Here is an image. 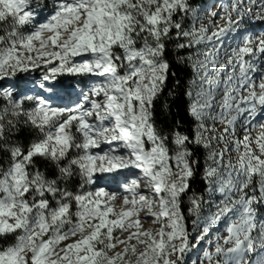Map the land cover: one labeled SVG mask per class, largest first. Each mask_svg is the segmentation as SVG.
Listing matches in <instances>:
<instances>
[{
	"label": "snow or ice",
	"instance_id": "obj_1",
	"mask_svg": "<svg viewBox=\"0 0 264 264\" xmlns=\"http://www.w3.org/2000/svg\"><path fill=\"white\" fill-rule=\"evenodd\" d=\"M255 20L264 6L241 0L207 27L192 0H0V264H186L221 221L208 264H264V39L241 33ZM170 95L188 130L160 126ZM202 148L207 201L191 191Z\"/></svg>",
	"mask_w": 264,
	"mask_h": 264
},
{
	"label": "rangeland",
	"instance_id": "obj_2",
	"mask_svg": "<svg viewBox=\"0 0 264 264\" xmlns=\"http://www.w3.org/2000/svg\"><path fill=\"white\" fill-rule=\"evenodd\" d=\"M49 3H51V0H49ZM236 3V0H223L220 4H215L205 15L199 16L200 19L203 22L204 26L209 25V19L211 18V12L215 11L218 14L221 13V10L224 6L231 7L232 4ZM241 3L251 9L253 13H259L261 11V7L264 6V0H241ZM214 23H218L221 26H223L224 21H216L215 18H212ZM199 26V25H198ZM242 32H252L256 38L259 39H264V20H255L254 22H250L246 24L242 29ZM39 70H37V73H34L32 77L30 78H35V75L38 74ZM20 75V74H18ZM255 75H259V70ZM92 79H97V78H92ZM2 85L4 86H11L13 83L12 80H4L0 81ZM87 87V85H85ZM264 119V117H261L260 115H257L256 120H261ZM255 122V121H254ZM208 128H215V131H210L208 133H205L206 136H218L224 132V128L226 127V124H221V123H216L213 125L212 122H208L207 124ZM237 136L242 137L243 130L239 128V121H237ZM258 135L257 131L252 132V136L256 137ZM225 140H227V137L225 136ZM227 148V151L225 149ZM233 148V144L231 142H228L227 145L224 142H217L216 140H212L211 142V150L221 152L225 151V161L231 159L234 163L239 160V154L236 152H232L231 149ZM213 201L218 202L219 200V194H216V196L212 197ZM155 210V209H154ZM214 210V208H213ZM206 214H202V216H206ZM145 218V213L141 212L140 213V219L143 221ZM221 225H224V228L221 229L220 231H215L217 228H219ZM159 227V224H151V223H146L143 225V229H151L155 230ZM187 228V227H186ZM226 226L223 221H221L218 225L214 226L211 230L210 237H211V244L210 243H205L201 242L202 246H197L194 247L190 252L187 253L185 257V262L186 264H192V261H197V264H208V261L205 258L204 253L205 252H214L215 249L213 245L215 244L216 240L218 237H226L227 233L225 230ZM196 231H199V229H196ZM189 233L192 235H195L194 229H192ZM127 235V234H125ZM121 239H124V237H121ZM70 242L66 241L65 243ZM172 259H176L175 256L172 257Z\"/></svg>",
	"mask_w": 264,
	"mask_h": 264
},
{
	"label": "trees",
	"instance_id": "obj_3",
	"mask_svg": "<svg viewBox=\"0 0 264 264\" xmlns=\"http://www.w3.org/2000/svg\"><path fill=\"white\" fill-rule=\"evenodd\" d=\"M223 0H192L196 7V13L198 16H202L207 14V12L215 5V4H220ZM191 23V18L188 19L185 23V27H188ZM241 33H243L241 31ZM178 70V69H177ZM181 80H186L187 79V74L184 71H179L178 72ZM171 84V81L169 82ZM0 84H2L0 82ZM173 91H179V90H173ZM173 100H177L176 107L172 109L171 114H169L167 111H165L164 115H161L159 119L163 121V123L160 125L161 127H167L169 125H172L174 121H179L183 124L185 130H188V127L191 123L190 118L187 115V112L185 110V102L183 99L178 98L175 95H170L167 98V104L170 106L172 104ZM22 143L27 144L28 139L26 136L22 135ZM207 150L201 149L199 153L197 154V159L200 161L199 165V172L197 174V177L192 181L191 184V191L198 194V195H203L204 199L207 201L209 199V194L206 191V184L205 181L201 178L203 176V171L205 165V160L207 159ZM191 207L189 201L184 198L182 195L181 197V205H180V210L183 212L185 221H186V227L187 230L190 232L193 229L192 225V220L194 217L189 214L188 209ZM209 206L207 204L204 205L202 214L208 213ZM258 217H264V208H260L258 210ZM224 228V225H221L217 230L215 231H220L221 229Z\"/></svg>",
	"mask_w": 264,
	"mask_h": 264
}]
</instances>
